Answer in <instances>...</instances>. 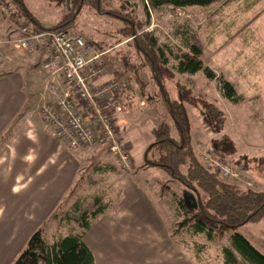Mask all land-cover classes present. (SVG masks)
<instances>
[{
	"label": "rangeland",
	"instance_id": "rangeland-1",
	"mask_svg": "<svg viewBox=\"0 0 264 264\" xmlns=\"http://www.w3.org/2000/svg\"><path fill=\"white\" fill-rule=\"evenodd\" d=\"M23 2L45 26L56 24L72 10L69 1ZM123 2L144 24L142 30L155 36L158 46L163 49L166 65L175 75L173 81H165L170 96L176 98L174 83L180 81L191 87L196 96L215 103L225 114L222 131L214 133L201 123L199 110L186 105L191 123V142L200 163L210 171L217 169L222 182L264 192V168L259 164L264 157V0H218L206 7L183 8L172 5L153 7L149 0H111L112 6L117 9ZM103 8L108 9L107 6ZM4 10L5 15L10 16L14 6L9 4ZM122 27L119 20L100 15L95 8L85 5L76 17L75 27L71 29L103 48L111 49L108 56L111 63L105 79H114V72L137 68L141 71L138 73L139 79L147 81L144 94L137 90L124 99L125 109L121 113H126L127 118L122 122L119 118H113L116 138L127 145L132 166L122 169L100 140L90 148L76 152L62 150L63 147L47 149L49 162L56 164L64 160L62 169L73 171L74 183H77L68 201L54 217H50L54 210L48 217H40L34 211L35 201L26 210L24 197L20 196L38 178L30 172V167L44 154L43 141L48 137L57 139L43 126L39 116L43 55L40 51H17L11 46L3 49L5 55L0 61V74L2 67L25 72L23 87L27 100L24 110L31 112L33 119L28 124L33 131L27 134L28 139L20 146L10 150L4 147L12 126L0 140V183L7 186L0 187V244L18 241L17 253L10 263L25 248V240L36 229L43 230L48 243L62 235L79 234L82 228L78 226V220L82 211L90 213L106 205L102 213L110 214L121 205L125 194L135 195L138 192L150 201L171 238L193 264H224L221 249L228 245V236L208 242L203 235L193 234L186 227L179 226L184 212L180 204L184 188L163 169L145 165V152L153 142L150 130L154 125L164 120L172 127L173 137L177 139L178 136L150 79L143 57L135 51L131 38L126 39L120 32ZM194 40L201 47L203 63L233 83L243 96L241 102H228L221 96L217 82L207 79L201 72L189 75L176 70L175 56L189 52L187 43ZM121 91L120 86V95ZM128 102L131 106L127 105ZM222 136H228L235 144L234 153L220 155L213 151L211 141ZM58 143L63 146L60 140ZM64 151L68 153L63 154ZM157 157L155 148L147 154V158ZM9 173L12 174L11 179L4 178ZM96 197L100 199L98 204L94 202ZM77 206L80 210L74 211ZM68 215L69 220L66 219ZM94 220L89 218L92 224ZM237 232L264 255V220L247 224ZM4 250L0 248V255Z\"/></svg>",
	"mask_w": 264,
	"mask_h": 264
},
{
	"label": "trees",
	"instance_id": "trees-1",
	"mask_svg": "<svg viewBox=\"0 0 264 264\" xmlns=\"http://www.w3.org/2000/svg\"><path fill=\"white\" fill-rule=\"evenodd\" d=\"M63 1H69L72 10L52 25V29L75 27L76 17L81 9L85 5L91 6L98 14L119 20L123 25L120 32L126 39L131 38L135 51L143 57V63L150 72V79L157 88V94L178 136L177 139L173 137L172 127L164 120L154 125L150 130L153 142L145 152V165L156 166L166 171L185 191L194 195L197 203L196 208L193 205L188 206L183 197L181 198L180 204L184 212L183 219L178 225L186 227L193 234L203 235L208 242L227 235L228 245L221 249L224 264H264V255L237 232L239 228L247 224H257L264 220V192L222 182L217 169L210 171L200 163L192 146L191 123L186 105L198 109L201 123L214 133H220L223 129L226 119L224 112L215 103L196 96L191 87L180 81L174 83L176 98L170 96L165 81H173L174 72L167 67L164 51L158 46L155 36L142 30L144 24L132 14L126 2L117 9L112 6L111 0H58L59 3ZM216 1L218 0H149L153 7L172 5L177 8L206 7ZM0 4L4 7H8L9 4L14 6L11 16L15 23L29 22L42 26L28 11L23 0H0ZM104 6L108 9H104ZM95 45L104 49L97 43ZM187 47L189 52L175 56L176 70L189 75L201 72L207 79L217 82L224 99L232 104L241 102L243 96L237 92L233 83L222 75H217L203 63L198 41L187 43ZM139 72H141L139 69L134 68L113 73V80L118 81L122 89L123 104L126 103L124 99L127 96L131 97L137 90L144 94L147 81L139 79ZM127 105L131 106L129 102ZM21 117L22 114H18L16 121ZM154 148L158 157L147 158L149 151ZM211 148L220 155L231 154L236 150L235 144L228 136L213 139ZM259 164L264 168V157L259 160ZM76 186L77 183H74L67 194L61 198L50 217L57 215V211L68 201ZM94 202L98 204L100 199L96 197ZM76 208L74 211L80 210L78 206ZM105 208L106 205H102L90 213L82 211L78 220V226L82 228V232L59 236L52 243L47 242L42 229H36L27 239L25 248L11 264H94V256L85 244L83 236L92 226L89 218L94 220ZM69 217V215L66 216V219L69 220Z\"/></svg>",
	"mask_w": 264,
	"mask_h": 264
},
{
	"label": "crops",
	"instance_id": "crops-1",
	"mask_svg": "<svg viewBox=\"0 0 264 264\" xmlns=\"http://www.w3.org/2000/svg\"><path fill=\"white\" fill-rule=\"evenodd\" d=\"M4 9L5 7L0 4V41L16 33L14 18L11 15L6 16ZM29 12L31 13V11ZM39 23L41 24L40 21ZM4 47L9 46L4 45L1 48L4 49ZM24 77L25 72L2 67L0 74V140L7 129L12 126L10 136L4 141V147L9 150L20 146L28 139L27 134L33 131L32 127L28 125L33 120L31 112L24 110L27 100L23 87ZM20 113L22 117L16 121V116ZM125 118H127L126 113L115 116V119L121 122ZM47 139L42 143L45 148L44 154L36 159L33 166L30 167V169L32 168L30 172L38 178L25 189V192L20 194L24 197L23 206H26V210L33 206L34 201L36 202L33 206L34 211L40 217H48L51 214L59 200L67 194L75 181L73 171L62 169L64 160L55 164L49 162L50 159L47 158V149L63 147L61 149L66 151L68 148L63 142V146H61L58 139L50 137ZM65 151L63 154L68 153ZM11 176L12 174L9 173L4 178L11 179ZM1 186L7 187L0 183ZM135 193V195L125 194L126 198L121 201V205L114 212L99 214L91 228L84 234L83 240L94 256V264H193L191 259L179 248L178 243L171 238L169 231L149 204L150 201L143 198L144 195ZM26 241L27 239L25 243ZM17 242L16 240L10 244L4 242L0 244V248L5 249L0 255V264H11L10 261L17 253Z\"/></svg>",
	"mask_w": 264,
	"mask_h": 264
},
{
	"label": "built area",
	"instance_id": "built-area-1",
	"mask_svg": "<svg viewBox=\"0 0 264 264\" xmlns=\"http://www.w3.org/2000/svg\"><path fill=\"white\" fill-rule=\"evenodd\" d=\"M43 55V84L38 97L43 126L73 151L90 148L98 140L108 148L122 169L132 164L127 145L116 138L113 118L125 109L120 84L105 79L110 48L72 29H52L23 22L0 46ZM0 47V60L4 52ZM104 80V81H99Z\"/></svg>",
	"mask_w": 264,
	"mask_h": 264
},
{
	"label": "water",
	"instance_id": "water-1",
	"mask_svg": "<svg viewBox=\"0 0 264 264\" xmlns=\"http://www.w3.org/2000/svg\"><path fill=\"white\" fill-rule=\"evenodd\" d=\"M182 197L188 206L193 205L196 208L197 203L193 194L184 190L182 192Z\"/></svg>",
	"mask_w": 264,
	"mask_h": 264
}]
</instances>
